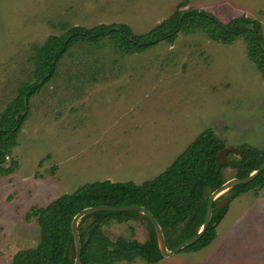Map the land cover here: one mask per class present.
I'll return each instance as SVG.
<instances>
[{
    "label": "rangeland",
    "instance_id": "374dc122",
    "mask_svg": "<svg viewBox=\"0 0 264 264\" xmlns=\"http://www.w3.org/2000/svg\"><path fill=\"white\" fill-rule=\"evenodd\" d=\"M179 2L0 0V115L21 85L34 82L31 57L49 36L100 24H124L142 35L169 18ZM188 9L223 24L247 17L264 38V0H188L179 11ZM205 130L225 148L264 147V78L242 38L222 44L200 30L179 32L172 43L128 55L108 39L72 45L55 77L27 101L10 153L17 166L0 176V264L39 243L36 220L27 219L32 208L88 183L150 180ZM223 178H236V170L224 169ZM231 196L225 192L217 204ZM183 227L168 232L167 241L181 239ZM103 233L111 241L144 243L149 227L143 219L111 221ZM215 233L202 250H181L155 264H264V190L233 198Z\"/></svg>",
    "mask_w": 264,
    "mask_h": 264
},
{
    "label": "trees",
    "instance_id": "16d2710c",
    "mask_svg": "<svg viewBox=\"0 0 264 264\" xmlns=\"http://www.w3.org/2000/svg\"><path fill=\"white\" fill-rule=\"evenodd\" d=\"M188 0H180L175 12L142 35H135L124 24H100L90 29L73 27L60 36H49L41 46L34 48L31 57L34 82L21 85L18 95L0 115V176L10 175L17 162L10 157L16 146V137L24 121L23 97H33L56 75V66L72 45L86 43L97 45L108 39L123 54L141 53L160 41L172 43L179 32L200 30L215 42L230 44L242 38L247 42L248 58L264 78V38L258 23L240 16L223 24L213 15L193 9L179 11ZM253 25V30L246 28ZM16 117L17 120H16ZM224 144L213 131L205 130L163 172L141 184L132 182H93L80 186L70 194L61 195L45 207H34L27 219L34 218L40 230V241L35 248L17 252L11 264H73L74 240L71 222L85 208L105 205L143 207L155 218L165 237L166 246L174 248L185 239L194 236L203 224L208 194L226 181L223 170H236V178H245L264 162L262 149L240 146L239 159L221 165L218 153ZM9 157V163L6 158ZM264 190V170L251 182L232 187V196L222 205L217 198L212 203V216L201 238L182 249V252H198L216 237L215 228L225 216L230 201L238 194L250 190ZM143 219L149 227V237L144 243L105 237L103 227L111 221L123 223ZM184 224L182 238L167 241L168 232ZM81 243L80 264L131 263L141 259L155 264L162 259L155 232L148 219L139 212L101 211L83 216L78 223ZM197 229V230H196Z\"/></svg>",
    "mask_w": 264,
    "mask_h": 264
},
{
    "label": "water",
    "instance_id": "95a60500",
    "mask_svg": "<svg viewBox=\"0 0 264 264\" xmlns=\"http://www.w3.org/2000/svg\"><path fill=\"white\" fill-rule=\"evenodd\" d=\"M193 9H191L192 11ZM247 29L253 30V25H247ZM23 104H24V110L21 112V116H24L27 110V99L26 96L23 97ZM18 117H16L17 120ZM230 153L234 154H240V151L237 148H223L219 151L218 153V161L219 164L221 165H227L229 163L227 156ZM264 170V162L252 173H250L247 177L245 178H233L228 181H226L224 184H222L219 188L215 189L214 191L211 192L210 196L207 199V204H206V211H205V216L203 220V224L201 227L198 229L197 233L182 241L180 244H178L176 247H174L171 250H167L166 245H165V239L163 236V233L161 231L160 226L158 225L157 221L155 218L149 213L147 210H145L143 207L136 206V205H131V206H121V207H109L105 205H99L95 207H89L85 208L82 211H80L78 214H76L71 222V231L73 235V240H74V262L73 264H80L81 262V243H80V237H79V232H78V223L80 219L88 214L91 213H96V212H101V211H110V212H129V211H135L139 212L141 215L145 216L148 221L150 222L156 236L157 240V245L159 248V251L162 255V257H170L173 256L174 254L180 252L184 247L195 243L198 241L201 236L204 234L206 228L208 227L211 216H212V203L215 201L217 198H219L222 194L227 192L229 189L236 185L240 184H246L251 181H253L262 171Z\"/></svg>",
    "mask_w": 264,
    "mask_h": 264
}]
</instances>
